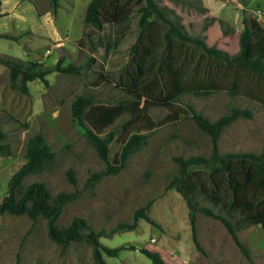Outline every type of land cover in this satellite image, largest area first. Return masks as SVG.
I'll return each mask as SVG.
<instances>
[{"label": "rangeland", "instance_id": "rangeland-1", "mask_svg": "<svg viewBox=\"0 0 264 264\" xmlns=\"http://www.w3.org/2000/svg\"><path fill=\"white\" fill-rule=\"evenodd\" d=\"M88 1L58 0L54 6L51 0H1V10L4 3L12 13L0 15V33L11 32L16 38L0 36V56L35 60L45 67H52L63 58V63L72 62L79 69L78 72L52 70L47 74L48 83L39 79L28 81V92L24 93L10 86L9 69L0 62V128L10 146L9 154H0V200L7 192L11 174L26 159L28 137L39 131L54 150L55 159L40 173H28L24 182L42 179L51 194L61 190L76 192L75 198L64 204L57 219L59 225H66L74 215H81L94 229L109 230L108 234L99 236L102 243L137 246L122 249L116 256L104 253L108 264H154L140 247L158 251L166 264H264V227L259 221L237 231L248 248V255L220 219L202 212L196 214L195 228L203 249L194 243L185 199L176 189L168 187L169 180L178 172L172 155L209 154L211 150L209 135L190 118L157 127L117 173L103 175L93 185L86 183L90 173L103 168L105 162L87 141L83 128L73 120L71 103L80 94L92 95L95 102L110 103L127 97L114 83H96V80L100 72L109 73L113 80L119 77L132 56L131 45L138 34V14L134 13L132 26L119 46L109 49L103 59L108 29L105 27L99 32L102 41L87 40V34L94 30L83 21ZM157 1L170 14H179L188 30L229 52L236 48L243 17L256 18L264 27V0ZM211 16L214 18L209 20ZM59 39L67 45H57ZM181 101L192 104L211 119L228 112L232 106L249 107L251 117L239 116L221 131L219 149L261 150L264 107L258 102L226 92L206 96L184 94ZM149 112L156 119L167 110L151 107ZM126 117L127 114L121 115L110 127L117 129ZM119 148L116 135L110 142V154ZM213 164L208 168L203 164L189 168L209 170ZM68 168L74 171V184L67 175ZM148 203L147 213L154 222L138 217L132 228L110 230L120 221L133 223L135 211ZM0 264L95 262L88 242L75 241L62 249L50 239L45 218L39 216L32 220L26 214L3 212L0 213Z\"/></svg>", "mask_w": 264, "mask_h": 264}, {"label": "trees", "instance_id": "trees-1", "mask_svg": "<svg viewBox=\"0 0 264 264\" xmlns=\"http://www.w3.org/2000/svg\"><path fill=\"white\" fill-rule=\"evenodd\" d=\"M57 1L51 0L52 5ZM3 13L0 0V15ZM134 13L138 14V34L131 45L129 62L116 80L104 72H100L96 80V83H114L127 97L110 103L95 102L92 95L80 94L71 103L73 120L83 128L87 141L105 162L103 168L90 173L86 183L93 185L103 175L117 173L125 166L129 155L157 127L190 118L209 135L211 150L209 154L172 155L178 172L169 180L168 187L176 189L185 199L192 239L197 248L203 249L195 228L196 214L202 212L220 219L248 255V248L237 231L256 221L264 227V144L258 152L220 151L218 138L224 127L239 116L251 117L252 110L246 106H232L228 112L211 119L192 104L182 102L181 96L226 92L230 96L248 97L264 107V27L256 18L243 17L236 48L229 52L188 30L179 14H170L157 0H89L83 21L94 30L87 34V40L94 43L98 38L102 41L99 32L105 27L108 29L103 59L109 49L119 46L132 26ZM0 36L16 38L11 32H1ZM79 43L84 45L83 40ZM0 62L9 69L10 86L24 93L28 92V81L39 79L48 83L47 74L52 70L78 72L79 69L72 62L63 63V58L52 67L12 56H0ZM151 107H164L167 112L155 119L149 112ZM123 114L127 117L119 127H110ZM116 135L120 148L111 155L110 142ZM9 153V143L0 128V154ZM25 157L8 179L7 192L0 200V213L26 214L32 220L39 216L45 218L50 239L62 249L75 241L88 242L95 264H108L104 253L116 256L122 249L137 248L133 243L116 246L102 243L99 236L108 234L109 230L94 229L81 215H74L68 224L59 225L57 219L64 204L74 199L76 192L61 190L51 194L42 179L24 182L28 173H40L55 159L54 150L41 132L28 137ZM212 162L209 170L189 168L195 164L208 168ZM67 175L74 184L76 177L72 168L67 169ZM148 207L149 203L135 211L133 223L120 221L110 230L132 228L138 217L154 222L147 213ZM138 249L154 264H166L158 251L147 247Z\"/></svg>", "mask_w": 264, "mask_h": 264}, {"label": "crops", "instance_id": "crops-1", "mask_svg": "<svg viewBox=\"0 0 264 264\" xmlns=\"http://www.w3.org/2000/svg\"><path fill=\"white\" fill-rule=\"evenodd\" d=\"M4 1V0H3ZM11 2V1H10ZM3 6H2V10L1 11H3L4 12V14H2L1 16H6V15H8L9 13H12V11H11V8H8L6 5L4 6V3L2 4ZM5 11H7V12H5ZM1 16H0V18H1Z\"/></svg>", "mask_w": 264, "mask_h": 264}, {"label": "built area", "instance_id": "built-area-1", "mask_svg": "<svg viewBox=\"0 0 264 264\" xmlns=\"http://www.w3.org/2000/svg\"><path fill=\"white\" fill-rule=\"evenodd\" d=\"M56 43H57V45H62V46H66L67 45L66 42L63 41L62 39L57 40Z\"/></svg>", "mask_w": 264, "mask_h": 264}]
</instances>
